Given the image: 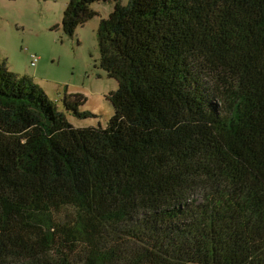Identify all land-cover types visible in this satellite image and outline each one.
<instances>
[{
  "label": "trees",
  "instance_id": "1",
  "mask_svg": "<svg viewBox=\"0 0 264 264\" xmlns=\"http://www.w3.org/2000/svg\"><path fill=\"white\" fill-rule=\"evenodd\" d=\"M100 1L106 126L0 60V264H264V0Z\"/></svg>",
  "mask_w": 264,
  "mask_h": 264
},
{
  "label": "rangeland",
  "instance_id": "2",
  "mask_svg": "<svg viewBox=\"0 0 264 264\" xmlns=\"http://www.w3.org/2000/svg\"><path fill=\"white\" fill-rule=\"evenodd\" d=\"M68 2L0 0V60H6L20 75L33 78L75 126H106L115 111L106 96L118 88V82L100 66L97 30L115 2L93 3L98 15L79 26L72 37L61 25ZM32 55L39 58L35 66L31 65ZM66 91L84 94L87 101L80 110L95 116L79 118L67 111L63 102Z\"/></svg>",
  "mask_w": 264,
  "mask_h": 264
},
{
  "label": "built area",
  "instance_id": "3",
  "mask_svg": "<svg viewBox=\"0 0 264 264\" xmlns=\"http://www.w3.org/2000/svg\"><path fill=\"white\" fill-rule=\"evenodd\" d=\"M31 58H32V59H31V65H32V66H35V65L37 64L39 58H38V56H36V55H32Z\"/></svg>",
  "mask_w": 264,
  "mask_h": 264
},
{
  "label": "crops",
  "instance_id": "4",
  "mask_svg": "<svg viewBox=\"0 0 264 264\" xmlns=\"http://www.w3.org/2000/svg\"><path fill=\"white\" fill-rule=\"evenodd\" d=\"M10 69L11 70H13V71H15V72H17V73H19L17 70H15V69H13L11 66H10ZM20 74V73H19ZM33 79V78H32ZM34 80V79H33Z\"/></svg>",
  "mask_w": 264,
  "mask_h": 264
}]
</instances>
